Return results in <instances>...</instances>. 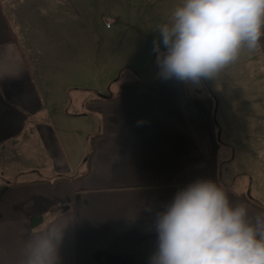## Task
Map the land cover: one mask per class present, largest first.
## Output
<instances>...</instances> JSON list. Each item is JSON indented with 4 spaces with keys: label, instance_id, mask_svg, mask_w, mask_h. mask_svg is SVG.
Returning a JSON list of instances; mask_svg holds the SVG:
<instances>
[{
    "label": "crops",
    "instance_id": "0c3cea01",
    "mask_svg": "<svg viewBox=\"0 0 264 264\" xmlns=\"http://www.w3.org/2000/svg\"><path fill=\"white\" fill-rule=\"evenodd\" d=\"M179 2L0 0V173L17 178L0 180V264H25L27 244L49 226L65 231L60 264H149L156 213L197 179L216 181L250 216L264 213L243 201L264 209V39L204 86L157 75L129 79L113 101L82 99L98 130L78 141L65 121L47 120L90 115L67 110L88 63L80 40L107 19L113 35L153 42ZM96 3L108 7L103 22Z\"/></svg>",
    "mask_w": 264,
    "mask_h": 264
},
{
    "label": "clouds",
    "instance_id": "9594fccd",
    "mask_svg": "<svg viewBox=\"0 0 264 264\" xmlns=\"http://www.w3.org/2000/svg\"><path fill=\"white\" fill-rule=\"evenodd\" d=\"M153 40L160 79L199 84L243 52L260 49L264 0H180ZM149 264H264V213L250 216L212 179H197L155 215ZM64 229L49 226L27 244L25 264H60Z\"/></svg>",
    "mask_w": 264,
    "mask_h": 264
},
{
    "label": "rangeland",
    "instance_id": "374dc122",
    "mask_svg": "<svg viewBox=\"0 0 264 264\" xmlns=\"http://www.w3.org/2000/svg\"><path fill=\"white\" fill-rule=\"evenodd\" d=\"M107 4L108 0H106V6ZM100 5V3H96L98 8H96L95 13L98 15L96 17L97 20L103 22L102 14H106V9L108 7L102 10L99 7ZM172 10L173 9H168L167 12L170 14ZM107 21V19L104 21L106 24H104V27L106 26V34L104 30H102L101 33L96 30V35L94 33L92 40L90 38L89 40H80V45L86 47V52L78 53L79 61L86 59L88 63L86 67L79 63V77L75 76L73 79L75 84L74 92H78V95L71 94L72 99L67 105V110L72 114L86 111L90 112V115L88 117H70L69 122L63 119L65 117L61 112L57 115L51 114V116L47 118V120L56 123L65 121V125L76 130L75 137L77 141L82 138V133L85 129L90 130L92 128L89 132L91 134L98 130V120L94 117L93 113L86 108V104L81 105L84 100L86 102H93V99L101 96H116L121 85L129 79H152L157 76V72H151V70H156L154 63V60L156 61V53L151 47L153 42L147 40H132L125 35H113L108 30L113 24L111 22L108 25ZM93 50L96 52L94 60L91 58V52H93ZM104 52H106V58L104 57ZM129 63H132L133 66H130ZM203 84L204 80L197 85L204 86ZM188 92L193 95L190 88ZM54 106H58L59 108V104ZM220 138L218 137V139ZM72 142L75 144L77 143L76 141ZM240 164L241 162L238 163V165ZM6 174L7 173H0V180L12 179V181H15L17 179L14 177L5 178Z\"/></svg>",
    "mask_w": 264,
    "mask_h": 264
},
{
    "label": "trees",
    "instance_id": "16d2710c",
    "mask_svg": "<svg viewBox=\"0 0 264 264\" xmlns=\"http://www.w3.org/2000/svg\"><path fill=\"white\" fill-rule=\"evenodd\" d=\"M158 80H161L160 78H156L153 81H158ZM120 94H118L116 97L114 98H110L111 101L117 99L119 97ZM109 97V96H107ZM103 136V133H98V134H94L93 136H91L89 138V143H88V153H87V156H86V162L87 163H91L92 161V158H93V153L95 151V143L96 141ZM90 173V170H86L83 174H81L79 177H77L75 180H82L84 177H86L88 174ZM243 201L249 205H252L254 206L255 208L257 209H260L262 212H264V209L259 206L257 203L253 202L249 197H243Z\"/></svg>",
    "mask_w": 264,
    "mask_h": 264
},
{
    "label": "built area",
    "instance_id": "2783aa9c",
    "mask_svg": "<svg viewBox=\"0 0 264 264\" xmlns=\"http://www.w3.org/2000/svg\"><path fill=\"white\" fill-rule=\"evenodd\" d=\"M107 22H108V25L111 23V21H110V20H108Z\"/></svg>",
    "mask_w": 264,
    "mask_h": 264
}]
</instances>
